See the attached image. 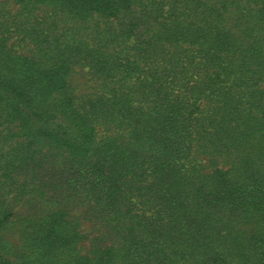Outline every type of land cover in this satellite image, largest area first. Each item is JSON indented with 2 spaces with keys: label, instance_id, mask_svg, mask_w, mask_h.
<instances>
[{
  "label": "rangeland",
  "instance_id": "374dc122",
  "mask_svg": "<svg viewBox=\"0 0 264 264\" xmlns=\"http://www.w3.org/2000/svg\"><path fill=\"white\" fill-rule=\"evenodd\" d=\"M263 254L264 0H0V264Z\"/></svg>",
  "mask_w": 264,
  "mask_h": 264
},
{
  "label": "trees",
  "instance_id": "16d2710c",
  "mask_svg": "<svg viewBox=\"0 0 264 264\" xmlns=\"http://www.w3.org/2000/svg\"><path fill=\"white\" fill-rule=\"evenodd\" d=\"M85 149V147H82L81 145H79V144H76V143H71V145H70V154L71 155H73V154H75V158H83V157H85L87 154H88V152L89 151H86V152H83V151H85L84 150ZM86 150H88V149H86ZM81 160V159H80ZM99 164L100 163H98L97 165L99 166ZM101 165V164H100ZM75 174H77V176L79 177V178H81L80 180H84V179H86L87 178V180H88V182L90 183V184H92V183H97V179H99V177H100V173H96V174H94V172L92 171H85V172H83V173H81V172H76ZM98 175H99V177H98ZM102 181L104 180V178L103 177H101L100 178ZM119 180H120V184L121 185H123V183H122V181H121V178H116V177H114L111 181H108L107 182V184H106V186L107 187H109V188H113V187H115L114 186V181L115 182H119ZM123 187V186H122ZM119 189V188H118ZM261 256H263L264 257V254L263 255H261ZM23 264V263H22Z\"/></svg>",
  "mask_w": 264,
  "mask_h": 264
}]
</instances>
